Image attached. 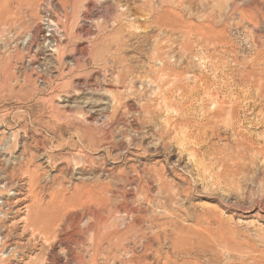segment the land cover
Listing matches in <instances>:
<instances>
[{
  "label": "rangeland",
  "instance_id": "374dc122",
  "mask_svg": "<svg viewBox=\"0 0 264 264\" xmlns=\"http://www.w3.org/2000/svg\"><path fill=\"white\" fill-rule=\"evenodd\" d=\"M263 94L264 0H0V264H264Z\"/></svg>",
  "mask_w": 264,
  "mask_h": 264
},
{
  "label": "bare ground",
  "instance_id": "6f19581e",
  "mask_svg": "<svg viewBox=\"0 0 264 264\" xmlns=\"http://www.w3.org/2000/svg\"><path fill=\"white\" fill-rule=\"evenodd\" d=\"M181 1V0H180ZM141 3V2H140ZM180 4V3H179ZM151 5V4H150ZM178 4H176V6H177ZM147 10V9H146ZM127 11H128V9H127ZM161 14L162 13H164V10H162L161 9V12H160ZM124 17V16H123ZM162 17H163V15H160L159 16V18H158V24L159 25H161V21H162ZM125 20H126V18H125ZM122 23V22H121ZM157 23V22H156ZM161 29V28H160ZM168 30V29H167ZM164 31V30H163ZM197 31V30H196ZM168 32V31H167ZM180 32V31H179ZM191 32H193V31H191ZM194 32H195V28H194ZM205 32V31H204ZM189 34V33H188ZM198 35H199V33H198ZM202 35H204V34H202ZM183 36V35H182ZM199 37V36H198ZM208 37V36H207ZM200 39V38H199ZM200 41H201V39H200ZM195 43V42H194ZM213 43V42H212ZM160 44V43H159ZM196 44V43H195ZM202 45H203V43H202ZM115 51V50H114ZM119 52V51H118ZM160 52V51H159ZM121 54V53H120ZM119 62V61H118ZM162 66V65H161ZM161 68V67H160ZM158 69H159V67H158ZM218 72V71H217ZM178 73V72H177ZM172 74V73H171ZM177 75H175V77H176ZM222 77V76H221ZM229 79H231V78H229ZM259 84V83H258ZM222 85V84H221ZM228 85V84H227ZM230 85V84H229ZM211 86V85H210ZM258 86V85H257ZM170 87V86H169ZM172 87V86H171ZM208 87V86H207ZM185 88V87H184ZM244 88V87H243ZM257 88V87H256ZM166 89V88H165ZM186 89V88H185ZM239 89V88H238ZM255 89V88H254ZM176 90V89H175ZM189 90V89H188ZM196 90V89H195ZM205 90V89H204ZM228 90V89H227ZM170 91V90H169ZM232 91V90H231ZM244 91V90H243ZM164 92V91H163ZM159 93V92H158ZM180 93V92H179ZM209 93V92H208ZM212 93V92H211ZM217 93V92H216ZM250 93V92H249ZM257 93V92H256ZM141 94V93H140ZM213 94V93H212ZM215 94V93H214ZM220 94V93H219ZM232 94V93H231ZM116 95V94H115ZM176 95H178V94H176ZM185 95H186V93H185ZM184 95V96H185ZM197 95V94H196ZM245 95V94H244ZM160 96H161V94H160ZM165 96V95H164ZM213 96V95H212ZM231 96V95H230ZM263 96H264V94H263ZM141 97V96H140ZM152 97V96H151ZM182 97V96H181ZM216 97V96H215ZM258 97V96H257ZM173 98V97H172ZM207 98V97H206ZM245 98V97H244ZM243 98V99H244ZM242 99V98H241ZM167 100V99H166ZM211 100H212V98H211ZM116 101V100H115ZM188 101V100H187ZM192 101V100H191ZM190 101V102H191ZM253 101V100H252ZM145 102V101H144ZM149 102H150V100H149ZM168 102H169V100H168ZM176 102V101H175ZM256 102V101H255ZM261 102V101H260ZM147 103H148V101H147ZM177 103H179V102H177ZM246 103V102H245ZM248 103V102H247ZM252 103V102H251ZM151 104V103H150ZM167 104V103H166ZM191 104V103H190ZM258 104V103H257ZM162 105V104H161ZM165 105V104H164ZM173 105H174V103H173ZM249 105V104H248ZM117 106H118V104H117ZM158 106V105H157ZM191 106V105H190ZM214 106V105H213ZM216 106V105H215ZM228 106V105H227ZM239 106H240V104H239ZM253 106V105H252ZM120 107V106H119ZM141 107V106H140ZM238 107V106H237ZM244 107V106H243ZM259 107V106H258ZM117 108V107H116ZM241 108V107H240ZM264 108V107H263ZM154 109V108H153ZM160 109V108H159ZM168 109V108H167ZM227 109V108H226ZM238 109V108H237ZM253 109V108H252ZM166 110V109H165ZM212 110H213V108H212ZM225 110V109H224ZM240 110V109H239ZM115 111V110H114ZM117 111H118V109H117ZM167 111H169V110H167ZM172 111H174V110H172ZM176 111V110H175ZM226 111V110H225ZM235 111V110H234ZM237 111V110H236ZM241 111V110H240ZM240 111H237V113L238 112H240ZM170 112V111H169ZM212 112V111H211ZM257 112V111H256ZM184 113V112H183ZM224 113V112H223ZM252 114V113H251ZM254 114V113H253ZM109 115V114H108ZM115 115V114H114ZM142 115V114H141ZM173 115V114H172ZM213 115V114H212ZM227 115V114H226ZM230 115V114H229ZM177 116V115H176ZM183 116V115H182ZM231 116V115H230ZM166 117V116H165ZM214 117V116H213ZM220 117V116H219ZM223 117V116H222ZM170 118H171V116H170ZM177 118V117H176ZM224 118V117H223ZM230 118V117H229ZM239 118V117H238ZM109 119V118H108ZM227 119V118H226ZM240 119V118H239ZM218 120V119H217ZM247 120V119H246ZM165 121V120H164ZM214 121H216V120H214ZM248 121V120H247ZM141 122V121H140ZM166 122V121H165ZM223 122V121H222ZM229 122V121H228ZM232 122V121H231ZM252 122V121H251ZM106 123V122H105ZM139 123V122H138ZM142 123V122H141ZM154 123V122H153ZM159 123V122H158ZM217 123V122H216ZM219 123V122H218ZM156 124V123H155ZM154 124V125H155ZM220 124H221V122H220ZM238 124H239V122H238ZM148 125V124H147ZM153 125V124H152ZM222 125V124H221ZM242 125V124H241ZM264 125V124H263ZM105 126H108V125H105ZM144 126V125H143ZM227 126H229V125H227ZM231 126V125H230ZM111 127V126H110ZM164 127V126H163ZM184 128V127H183ZM232 128V127H231ZM239 128V127H238ZM181 129V128H180ZM235 129V128H234ZM155 130V129H154ZM158 130V129H157ZM186 130V129H185ZM173 131V130H172ZM242 131H245V130H242ZM161 132V131H160ZM180 132V131H179ZM165 133V132H164ZM246 133V132H245ZM179 134V133H178ZM182 134V133H181ZM255 134V133H254ZM158 135V134H157ZM234 135V134H233ZM236 135V134H235ZM244 135V134H243ZM252 135V134H251ZM108 136V135H107ZM186 136V135H185ZM251 137V136H250ZM108 138V137H107ZM187 138V137H186ZM239 138V137H238ZM194 139V138H193ZM235 139V138H234ZM188 140V139H187ZM250 140V139H249ZM252 140V139H251ZM257 140V139H256ZM198 141V140H197ZM238 141V140H237ZM241 141V140H240ZM188 142V141H187ZM237 143V142H236ZM245 143V142H244ZM193 144V143H192ZM242 146V145H241ZM185 148V147H184ZM235 148V147H234ZM261 148V147H260ZM196 149V148H195ZM244 149V148H243ZM248 150V149H247ZM257 150V149H256ZM199 151V150H198ZM260 151V150H259ZM248 152V151H247ZM198 153H200V152H198ZM193 154V153H192ZM238 154V153H237ZM249 154V153H248ZM257 154V153H256ZM257 155H259V154H257ZM262 155H264V154H262ZM234 156V155H233ZM252 156V155H251ZM250 156V157H251ZM197 158V157H196ZM237 158V157H236ZM226 159V158H225ZM251 159V158H250ZM229 160V159H228ZM241 160V159H240ZM239 160V161H240ZM226 161V160H225ZM196 162V161H195ZM203 162V161H202ZM234 162V161H233ZM237 162H238V160H237ZM246 162V161H245ZM229 163V162H228ZM243 163V162H242ZM231 164V163H230ZM246 164V163H245ZM201 165V164H200ZM243 166V165H242ZM239 167H241V166H239ZM234 169H236V168H234ZM229 171V170H228ZM33 173V172H32ZM35 175V174H34ZM137 175V174H136ZM32 178V177H31ZM132 179V178H131ZM32 180V179H31ZM133 183V182H132ZM137 184V183H136ZM142 184V183H141ZM132 185V184H131ZM109 186V185H108ZM165 186V185H164ZM161 187V186H160ZM159 187V188H160ZM86 188V187H85ZM106 188V187H105ZM124 189V188H123ZM150 190V189H149ZM89 191H91V190H89ZM141 191V190H140ZM162 192V191H161ZM100 193V192H99ZM167 193V192H166ZM152 194V193H151ZM101 196V195H100ZM103 196V195H102ZM141 196V195H140ZM111 199V198H110ZM151 199V198H150ZM86 203V202H85ZM95 203V202H94ZM99 204V203H98ZM95 205V204H94ZM110 206V205H109ZM124 207V206H123ZM142 207V206H141ZM142 210V209H141ZM98 211V210H97ZM124 211V210H123ZM111 213V212H110ZM120 214V213H119ZM136 215V214H135ZM102 216V215H101ZM131 218V217H130ZM96 231V230H95ZM91 239V238H90ZM91 242V241H90ZM95 243V242H94ZM97 243V242H96ZM95 243V244H96ZM94 244V245H95ZM91 246H93V244L91 245ZM95 247V246H94ZM95 253V252H94ZM95 264V263H94Z\"/></svg>",
  "mask_w": 264,
  "mask_h": 264
},
{
  "label": "built area",
  "instance_id": "2783aa9c",
  "mask_svg": "<svg viewBox=\"0 0 264 264\" xmlns=\"http://www.w3.org/2000/svg\"><path fill=\"white\" fill-rule=\"evenodd\" d=\"M0 236H3V234L0 232Z\"/></svg>",
  "mask_w": 264,
  "mask_h": 264
}]
</instances>
